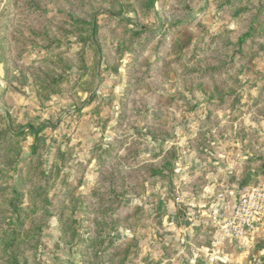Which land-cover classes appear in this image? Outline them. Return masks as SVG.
<instances>
[{"label": "rangeland", "instance_id": "obj_1", "mask_svg": "<svg viewBox=\"0 0 264 264\" xmlns=\"http://www.w3.org/2000/svg\"><path fill=\"white\" fill-rule=\"evenodd\" d=\"M0 79V264L209 259L264 175V0H0Z\"/></svg>", "mask_w": 264, "mask_h": 264}, {"label": "built area", "instance_id": "obj_2", "mask_svg": "<svg viewBox=\"0 0 264 264\" xmlns=\"http://www.w3.org/2000/svg\"><path fill=\"white\" fill-rule=\"evenodd\" d=\"M219 184L215 182L213 186ZM238 184L241 183L238 182ZM241 187L242 189L237 191L228 189L227 185L222 188H211L204 196V200L199 203L202 204L201 207L208 208L209 211L192 210L191 213H187L189 219L187 222L190 224L187 227L184 224L182 228L189 232L193 231L197 225L212 224L218 229L215 245L218 244L219 248L224 245L226 239L245 243L254 237L260 229L264 228V177L253 179L248 186ZM180 203L183 204L184 200H180ZM182 223L184 222L181 221L180 225ZM216 255H218L217 251Z\"/></svg>", "mask_w": 264, "mask_h": 264}, {"label": "crops", "instance_id": "obj_3", "mask_svg": "<svg viewBox=\"0 0 264 264\" xmlns=\"http://www.w3.org/2000/svg\"><path fill=\"white\" fill-rule=\"evenodd\" d=\"M0 84L3 86V83H2V80L0 79ZM1 98V96H0ZM2 101V100H1ZM264 177V175H263ZM184 223H182V225H180V230L185 232L186 229H183L182 226H183ZM190 222H188V224L184 225V226H189ZM201 225V224H200ZM200 225H197V226H200ZM195 226V227H197ZM194 227V228H195ZM194 232V229L193 231H189L188 233H192ZM261 232H264V228L260 229L255 235H256V238L259 237L262 233ZM203 236V233L200 234V236ZM253 238V237H252ZM251 238V239H252ZM250 239V240H251ZM232 240V239H231ZM230 239H226L224 241V243H230L231 241ZM253 240V239H252ZM234 241V240H233ZM181 242V240H180ZM236 242V241H234ZM240 244V243H239ZM245 244V243H243ZM241 244V245H243ZM186 246V245H185ZM227 246L229 247H232L233 245H226V246H221L220 248H212L213 249V254H211V258L209 259H202V258H199L198 257V254H195V255H189L187 257V259L183 258L184 255L182 254V250H180V264H252L251 261H249L248 263L245 262L243 263L242 259H243V256L241 255V250H244V248H239L237 249V246L235 247L236 251H233L234 249H230V250H227ZM207 247L203 246L202 248L200 247H197V251L198 252H202L203 254V258L207 252ZM193 251V250H192ZM217 251V254H215V252ZM193 253V252H192ZM237 254V255H235ZM183 255V256H182ZM210 255V254H209ZM235 255V256H234ZM187 256V255H186ZM200 259H202L203 261H200Z\"/></svg>", "mask_w": 264, "mask_h": 264}, {"label": "trees", "instance_id": "obj_4", "mask_svg": "<svg viewBox=\"0 0 264 264\" xmlns=\"http://www.w3.org/2000/svg\"><path fill=\"white\" fill-rule=\"evenodd\" d=\"M176 219V221H178L179 223L181 222V220H177V218H175ZM208 234V233H207ZM188 246V245H187Z\"/></svg>", "mask_w": 264, "mask_h": 264}]
</instances>
